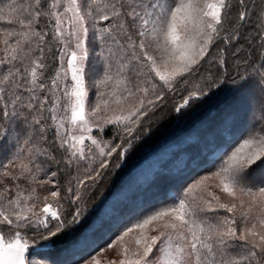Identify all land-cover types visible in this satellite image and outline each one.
Returning <instances> with one entry per match:
<instances>
[{
  "label": "snow or ice",
  "instance_id": "6c2138e0",
  "mask_svg": "<svg viewBox=\"0 0 264 264\" xmlns=\"http://www.w3.org/2000/svg\"><path fill=\"white\" fill-rule=\"evenodd\" d=\"M230 75L264 94V0H0V264L64 242L75 264H264V123L208 140L157 204L86 219L156 114Z\"/></svg>",
  "mask_w": 264,
  "mask_h": 264
},
{
  "label": "trees",
  "instance_id": "16d2710c",
  "mask_svg": "<svg viewBox=\"0 0 264 264\" xmlns=\"http://www.w3.org/2000/svg\"><path fill=\"white\" fill-rule=\"evenodd\" d=\"M256 3L259 5L260 0H256ZM253 27L254 20L246 31H251ZM95 93L96 89L92 88L90 100L95 97ZM173 107L174 103L170 100L168 107L156 114L149 134L137 144L138 150L122 166L123 170H116L96 190L88 202L86 219L97 222L100 218L108 220L111 207L123 196L144 207L157 204L165 193L176 191V185L170 177L178 170L177 166L183 167L191 158L200 157L208 140L222 132L231 138L232 128L246 133L248 129L259 128L264 123L260 120L261 110L264 109V94L249 86L237 90L231 75L218 87L209 90V94L202 100L194 102L182 115L173 112ZM225 122L230 126L228 129L224 127ZM110 135L109 130L105 138ZM159 159L158 168L148 172L146 166L149 161ZM153 181L156 183L153 184ZM108 242L102 240L99 247H104ZM80 254L79 249L64 242L55 247L39 249L30 259L36 264H75ZM114 256L115 251L110 250L99 259L107 261Z\"/></svg>",
  "mask_w": 264,
  "mask_h": 264
},
{
  "label": "rangeland",
  "instance_id": "374dc122",
  "mask_svg": "<svg viewBox=\"0 0 264 264\" xmlns=\"http://www.w3.org/2000/svg\"><path fill=\"white\" fill-rule=\"evenodd\" d=\"M161 159L157 161H149L148 165L146 166L148 172H152L153 170L157 169L159 166V163ZM142 176V174H141ZM104 259V258H103ZM101 264H106V260H101Z\"/></svg>",
  "mask_w": 264,
  "mask_h": 264
},
{
  "label": "water",
  "instance_id": "95a60500",
  "mask_svg": "<svg viewBox=\"0 0 264 264\" xmlns=\"http://www.w3.org/2000/svg\"><path fill=\"white\" fill-rule=\"evenodd\" d=\"M39 249H41V248L36 247L35 250H34V252L38 251ZM44 249H45V248H44Z\"/></svg>",
  "mask_w": 264,
  "mask_h": 264
}]
</instances>
